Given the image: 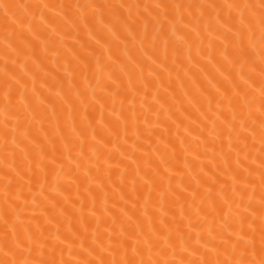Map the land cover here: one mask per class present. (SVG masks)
Wrapping results in <instances>:
<instances>
[{
	"label": "bare ground",
	"instance_id": "6f19581e",
	"mask_svg": "<svg viewBox=\"0 0 264 264\" xmlns=\"http://www.w3.org/2000/svg\"><path fill=\"white\" fill-rule=\"evenodd\" d=\"M0 264H264V0H0Z\"/></svg>",
	"mask_w": 264,
	"mask_h": 264
}]
</instances>
